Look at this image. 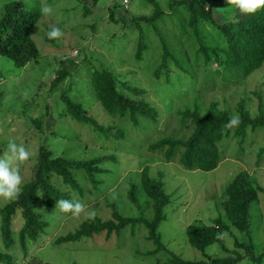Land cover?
<instances>
[{
  "label": "rangeland",
  "instance_id": "1",
  "mask_svg": "<svg viewBox=\"0 0 264 264\" xmlns=\"http://www.w3.org/2000/svg\"><path fill=\"white\" fill-rule=\"evenodd\" d=\"M9 1L11 0H0V15L3 14L4 3ZM16 1H22L25 8L41 12L35 26L30 30L38 48V57L37 61L31 60L23 67H17L0 56V155L4 154L9 142L23 144L31 152L29 159L19 164L23 183L32 176L40 144L70 158L88 159L98 154L114 152L119 160L102 165L107 171L98 176V188L85 176L78 175L83 195L71 190L61 181L51 179V182L68 192L74 203L81 202L84 211L74 216L71 212H62L55 205L54 212L45 213L50 225L36 242L29 243L26 254L15 238L14 244L8 250L14 255L15 263L42 261L43 264H158L157 258H165L163 251L147 259L139 256L152 249L150 242L144 239L145 231L142 228H136L135 235H131L127 228L123 233L112 235L109 239H104L101 235L94 238L95 241L85 239L66 245L53 243L57 237L72 232L80 222L90 218V213L108 218L111 211L108 204L111 202L119 205L122 214L136 216L138 209L128 203L126 193L130 182L139 183V172L144 164L148 166L152 177L163 181L165 191L171 195V202L166 206L167 219L159 227L162 242L168 250L183 259L200 261L205 260L207 255H223L226 253L224 249H236L234 240L246 241V234L230 225L219 235L222 243L215 241L199 251L189 244L186 226L192 223L210 224L222 214L221 200L225 197L223 189L239 172L248 174L264 188V155L258 159V150L264 147V129L253 131L249 128L241 145L237 136L227 138L225 158L210 171L185 169L180 163L166 161L160 154L148 152L146 147L150 137L155 134L173 138H187L190 135L193 123L179 115L184 108L194 109L196 106L204 113L209 103L216 102L220 109L234 110L240 100H243L251 114L258 113L261 103L264 105V66L240 82L227 87H215L203 93L199 91L201 87L198 84L192 87L190 83L188 88L186 84L184 90L168 88V84L164 83V74L160 72L155 78L153 70L163 61L160 57L164 51L162 42H166L171 51L183 49L175 33L163 18L156 21V28L141 23V36L148 49L144 51L142 58H138V27L134 26L131 32L128 30L132 25L130 17L150 14L151 5L148 6L141 0H127L126 6L117 9L121 18L115 24L108 21L107 11L114 0H98L95 7L90 0ZM171 1L173 0H158L159 5L166 10ZM45 5L52 8L50 14L41 11ZM84 5L91 8L85 14ZM218 11L220 14L225 12L222 9ZM236 16L240 17L235 14L231 18L236 19ZM53 27L59 28L62 35L49 39L47 34ZM120 33L128 34V42L119 38ZM88 59L94 62L91 63ZM99 62L120 81H131L132 85L145 90L143 96L159 110L156 124L142 120L141 125L132 127L130 123L109 117L101 110L90 84L91 65L99 66ZM211 65L213 68L207 72L219 77L220 66L216 61H212ZM61 68H65L70 75L58 87L50 89L51 80ZM173 68L175 69L174 65ZM119 86L127 95L136 96L121 84ZM64 90H67L74 101L83 103L101 124L114 122L127 130L125 138L120 139V145L115 147L117 151L103 149L99 143H93L95 139H91L90 130L74 122L69 116L57 118L63 107L59 97ZM46 102L50 104V114L45 118V131L39 132L29 116L43 113ZM56 127L65 128L71 134L67 139L60 138ZM52 128L55 134L50 132ZM82 133V137H79L78 134ZM111 144H114L113 139L107 146L110 147ZM145 200L146 196L141 191L140 202ZM7 202L0 198V208ZM251 220V237L255 250L259 252L264 247V192L259 193L252 205ZM19 224V219L16 218V231ZM2 245L0 237V249L3 248ZM239 264L254 263L243 260ZM260 264H264V261Z\"/></svg>",
  "mask_w": 264,
  "mask_h": 264
},
{
  "label": "trees",
  "instance_id": "2",
  "mask_svg": "<svg viewBox=\"0 0 264 264\" xmlns=\"http://www.w3.org/2000/svg\"><path fill=\"white\" fill-rule=\"evenodd\" d=\"M90 1L93 7L98 2V0ZM141 1L148 6L151 5L152 11L147 15L130 17L132 25L128 30L131 32L133 27L137 26L139 31L136 56L142 58V54L148 49L141 36L140 24H150L156 28L155 23L161 18L183 46V49L174 52L168 48L166 42H162L164 51L161 52L160 57L163 61L153 70V74L157 78L160 72L163 73L164 83L168 84V88L183 89L186 84L188 88L191 83L192 87L198 84L201 87L198 88L199 91L203 93L215 87H227L232 83L240 82L241 79L244 80L264 66V7L248 14L240 12L238 8L229 4L228 0H173L167 10L159 5L158 0ZM120 6L124 7L122 0L111 2L107 8L109 22L116 24L120 21L121 14L117 12ZM3 9V14L0 15V56L10 60L17 67H23L31 60L37 61L38 48L30 30L35 26L41 12L25 8L22 1L16 0L5 2ZM218 9L225 12L220 14ZM88 10L91 8L84 5L83 14ZM235 14H239L240 17L236 16V19H232L231 16ZM119 38L128 42V34L120 33ZM88 61L94 62L89 59ZM212 61H216L220 66L219 77L207 72L213 68ZM98 64L99 66L91 65L90 84L101 110L109 117L130 123L132 127L141 125L142 120L156 124L159 110L143 96L145 90L132 85L131 81H120L102 63ZM68 75L70 73L65 68L59 69L51 80L50 89L58 87ZM119 84L126 90L132 91L137 97L127 95ZM66 91L60 93L59 99L63 107L59 110L57 118L69 116L74 122L90 130L91 139H95L93 143H99L103 149L117 151L115 147L120 145V139L125 138L127 130L114 122L101 124L88 112L83 103L74 101ZM244 103L240 100L234 110H231L220 109L216 102H211L204 113H201L200 108L196 106L194 109L184 108L180 114L177 113L193 123L190 135L187 138H173L155 134L157 136L150 137L147 143V151L160 154L166 161L180 163L188 170H213L226 156L227 138L235 135L241 145L249 128L253 131L264 129V105L261 103L258 113L251 114ZM44 106L43 113L40 112L34 117L29 116L31 123L39 132L45 131V118L50 114V104L46 102ZM236 114L240 117L239 126L226 128L229 119ZM56 130L61 135L60 138L67 139L71 134L62 127H56ZM50 132L55 134L53 128ZM82 135L83 133L78 134L79 137ZM111 138L114 144L108 147ZM86 143L90 142L86 141ZM263 153L264 147L258 150V159L264 155ZM103 155L106 154H98L88 159L70 158L45 144H40L31 178L21 185L18 198L8 201L0 208V237L3 244V248L0 249V264H16L14 255L8 251L14 244L15 238L26 254L29 243L36 242L50 225L45 213L54 212L56 203L61 199L73 201L68 192L55 182H51V179L55 178L71 190L83 195L78 175L85 176L95 188H98V176L103 171H107L102 165L109 162L116 163L119 160L114 152ZM148 169L144 164L139 172V183L130 182L126 193L128 203L138 209L136 216L122 214L119 205L111 202L108 204L111 210L108 218L104 219L96 215L84 219L72 232L57 237L53 243L66 245L85 239L95 241L94 238L101 235L104 239H109L112 235L123 233L127 228L131 235H135L136 228H142L145 231L144 239L150 242L152 249L139 256L147 259L163 251L165 258H157L158 264H239L243 260L260 264L264 261V247L257 252L251 237V208L259 193L264 192V188L248 174L237 173L223 189L225 197L221 200L223 211L221 215L210 224L192 223L186 226L189 244L199 251H203L215 241L222 243V237L219 235L230 225L245 233L247 240H234L236 249H224L226 253L223 255H207L205 260L191 261L168 250L162 242L159 227L167 219L166 206L171 202V195L165 191L163 181L152 177ZM141 191L146 196V200L142 203ZM16 218L20 222L17 231L14 229ZM15 231L17 237L14 235ZM26 264H43V262ZM73 264L79 263L73 262Z\"/></svg>",
  "mask_w": 264,
  "mask_h": 264
},
{
  "label": "clouds",
  "instance_id": "3",
  "mask_svg": "<svg viewBox=\"0 0 264 264\" xmlns=\"http://www.w3.org/2000/svg\"><path fill=\"white\" fill-rule=\"evenodd\" d=\"M126 3H123L124 6H126ZM228 3L238 8L240 12L248 14L255 13L258 9L264 7V0H228ZM41 11L44 14H50L52 8L45 5L41 8ZM47 35L49 39H56L62 35V32L59 28L53 27ZM240 122V117L236 114L229 119L225 127L231 129L239 126ZM31 155V152L23 144L18 145L15 142H9L4 154L0 155V198L6 201L18 198L23 183L19 164L27 161ZM56 207L65 213L71 212L74 216H78L84 211V205L81 202L76 201L74 203L68 199L59 200ZM89 217L93 218L94 213H90Z\"/></svg>",
  "mask_w": 264,
  "mask_h": 264
},
{
  "label": "built area",
  "instance_id": "4",
  "mask_svg": "<svg viewBox=\"0 0 264 264\" xmlns=\"http://www.w3.org/2000/svg\"><path fill=\"white\" fill-rule=\"evenodd\" d=\"M123 3H126V0H123ZM75 53H76V51H75Z\"/></svg>",
  "mask_w": 264,
  "mask_h": 264
}]
</instances>
